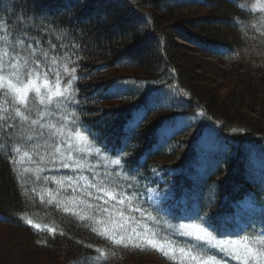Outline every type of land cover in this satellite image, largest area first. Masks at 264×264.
<instances>
[{
    "label": "trees",
    "instance_id": "trees-1",
    "mask_svg": "<svg viewBox=\"0 0 264 264\" xmlns=\"http://www.w3.org/2000/svg\"><path fill=\"white\" fill-rule=\"evenodd\" d=\"M262 7L264 0H0V50L29 32L42 40L60 87L76 77L71 107L91 145L120 159L132 179L161 182L194 216L229 227L242 199L264 209V166L251 162L264 155ZM193 8L207 14L189 16ZM189 53L215 63L194 65ZM201 72L227 92L208 87L214 81ZM177 122L187 123L167 134ZM211 127L218 150L201 165L198 145ZM5 143L0 136V227L9 232L0 264H145L154 253L113 244L42 202Z\"/></svg>",
    "mask_w": 264,
    "mask_h": 264
},
{
    "label": "snow or ice",
    "instance_id": "snow-or-ice-1",
    "mask_svg": "<svg viewBox=\"0 0 264 264\" xmlns=\"http://www.w3.org/2000/svg\"><path fill=\"white\" fill-rule=\"evenodd\" d=\"M261 11H264V7ZM36 35L40 33L37 32ZM42 44V40L34 39L29 32L28 35L21 36L12 43L5 39L3 48L0 50V111L4 113L2 124H0V136L5 138L6 143L3 147L8 150L9 158L15 163V158L19 157L21 152L24 157H30L33 151H38L39 141L44 140L47 143L50 140L55 152L50 157L49 163L57 171L68 170L61 173L63 179L52 177L53 182L62 186L57 196L63 192L65 212L75 208L74 215H78L82 221L87 219L98 224L104 230L100 231V228L93 227L92 231L98 232L113 244L138 248L142 245L151 246L169 261L174 262L179 259V264H220L216 254H209V251L205 249V244L209 249L220 247V251L225 250V242L217 241L216 245L212 244V234L214 232L218 235L222 234L219 232L221 225L207 214L201 216L197 213L190 218L193 222L181 223L175 232H171L169 231L173 227L171 224L163 221L164 226L161 227L159 215L153 217L152 212L147 208L134 204L128 199L123 185L114 179L117 175L115 169L112 172H98L89 164L88 167L92 169L93 175L87 178L81 174L85 170V165L81 163L85 154L84 149L70 141L74 135L78 141L84 143L92 136L91 131L85 129L74 116L71 120L65 117V120H68L67 124L61 121L57 125L48 126L44 122L45 117L51 118L56 110L73 104L75 97L70 94L69 89L76 77L71 76L67 81L69 87L62 90L61 77L57 72L55 73L56 84L53 88L50 83L52 69L46 63L49 55ZM71 72H76V69L72 68ZM69 124L72 125V131L65 139L57 142L52 135V128L56 127L64 131ZM46 128L48 129L47 136L45 135ZM14 140L15 146L13 147ZM97 140L99 141V138ZM65 144L68 145L66 148ZM61 148H64L62 157H60ZM96 151L99 153L101 149H96ZM120 151L122 149L117 150L118 153ZM77 153L80 155L78 156ZM112 163L120 166L121 160L116 159ZM45 179L47 180L48 177ZM146 191L151 193L153 190L148 188ZM159 194L166 195L163 192ZM137 198H139V193H137ZM48 203H51V199ZM113 209L121 219L127 215L133 225L137 223L135 213H140L141 219L152 217V222H145L142 229L133 227L131 234H128L129 230L124 225H121L119 231L114 229L108 232L106 225L113 220L115 214ZM49 231L51 232L52 229ZM176 234L197 242L191 248L179 247V257H177V248L173 247L175 241L171 238ZM201 241L204 243H199ZM226 244L232 246L233 251L229 254L236 264H264V230L259 237L254 239H248L245 236L240 241H228Z\"/></svg>",
    "mask_w": 264,
    "mask_h": 264
},
{
    "label": "rangeland",
    "instance_id": "rangeland-1",
    "mask_svg": "<svg viewBox=\"0 0 264 264\" xmlns=\"http://www.w3.org/2000/svg\"><path fill=\"white\" fill-rule=\"evenodd\" d=\"M189 16H205L207 14L206 9H200V8H193L190 10H186ZM187 60H191L192 64L194 65H202L203 62L208 61L209 59L205 58L202 55L199 54H193L189 53L186 56ZM212 62V60H209ZM212 63H215L214 61ZM48 66L52 69V78L55 79L56 71L58 68H54V65H51L50 63H47ZM193 65V66H194ZM190 66V65H189ZM204 78L207 79H212L214 81V84H209L208 87H213L220 89L218 90V93L220 95H224V93L227 92L226 90V84L219 80L211 78L209 75H205L203 72H201ZM55 81L53 79H50V83L53 88H55V85L53 84ZM212 85V86H211ZM62 89V88H61ZM63 90V89H62ZM144 109H140L133 117L130 127H133L139 120L141 119V116L143 114ZM3 111H0V117L3 118ZM74 116L72 107L67 106L66 108H61L55 111L54 115L51 118L45 117V124L48 126H53L59 124L61 121H64V123H68V120H71L72 117ZM65 117L68 118V120H65ZM75 117V116H74ZM183 123V122H182ZM181 122H177V124L174 127H169L167 131L171 134L173 131H176L181 127V125H185L184 122L182 124ZM72 131V125L69 124L68 128L64 131H61L59 128L53 127L52 128V135L56 138L57 142L61 139H65L68 136V133ZM217 129L215 127L209 128V131L207 135L200 141L198 145V153H199V158L198 160L201 162V165H204V159L206 160L207 157L210 156V154L214 151L218 150L217 144ZM45 135H48V129L46 128L45 130ZM70 143L77 144L80 147L84 149V157L83 160H81V163L85 165V170L81 173L87 178H90L93 175V171L91 168L88 167V165H92V168H95L96 171L98 172H112L113 169L116 170L117 175L114 176V179L117 180L118 183L123 185V190L125 193L128 195V199L134 203V204H140L144 208H147L148 211L152 212V216L156 217L159 215L161 218V227H163V221H167L169 224H171L173 227L169 231L175 232L176 229H178L179 224L181 223H189L192 221H189L187 219H183L177 223L170 222L168 217L164 214V212H167L166 209V202L169 200V195L166 193V191L163 188H160L156 184H151V183H146L143 182L140 184L136 180L130 178V175L127 173L122 172V168L120 166H116L112 163L113 160H116L114 158H108L106 155L97 153L96 148L91 145V143L87 140L84 143H81L78 141L75 136L73 135L71 137ZM42 145V146H41ZM15 145H13L14 147ZM68 145L65 144V148ZM38 151H33V154L30 157H24L23 152H21L19 157H16V165L18 167V170L22 175H24L25 179L31 178L32 181L34 182V191L38 194L39 198L45 202L48 206H52L55 208H58L59 210L65 212L63 210V205L65 203V197L63 192H60V195L57 196V192L61 190L62 186L59 184H56L53 182L52 177H55L56 179H63V175L61 174L64 171L68 170H60L57 171V169H54L52 165L49 163L50 157L53 155L55 152V148L51 145V141L49 140L47 143L44 140H41L37 144ZM64 153V148H61L60 150V157L63 156ZM79 156L80 153H77ZM251 162L253 161V169H259L261 166H264V155L258 158H254L251 156ZM58 160L57 159V167H58ZM259 167V168H258ZM263 168V167H261ZM264 169V168H263ZM71 174V173H69ZM45 177H48L46 180ZM151 188L153 191L149 193L146 191V189ZM166 193V195H160L159 193ZM137 193H139V198H137ZM70 195V193H69ZM149 196H151V199H149ZM55 197V199H53ZM51 199V203H48V201ZM59 201V203L57 202ZM165 207H162V206ZM178 203H170V206L177 207ZM181 205L185 207V201L181 202ZM72 207V206H70ZM127 207V205L125 206ZM76 211L75 208H73L72 211L65 212L78 220H81L78 215H74L73 212ZM115 213V209H113ZM262 209L259 206H256L253 202L249 200H244L242 199L239 201V203L236 206V213H235V218H234V223H235V235L234 236H215L212 234L213 239H212V244L216 245L217 241L220 242H225L224 251H220V247H213L211 249L208 248V245L205 244V249L209 251V254L215 253L220 264H236V261L232 258V256L229 254L233 251L232 246L227 245L226 242L228 241H240L242 240L245 236H247L248 239H254L256 237H259L263 228L260 226V221L259 217L262 215ZM87 215V214H86ZM107 215V214H105ZM135 219L137 223L133 225L129 220L127 215L123 219L119 216L118 213L114 214L113 220L111 223L106 225V228L108 232H112V230H120L121 225H124L125 228L129 230L128 234H131V229L133 227L137 229H142L144 227L145 222L151 223L152 222V217H146L145 219H141L140 213H135ZM99 219V217H97ZM82 221V220H81ZM87 223L91 224V227H96L100 228V226L96 223H94L91 220H83ZM103 228H100V231H103ZM9 232L4 228L0 227V244H3L4 237L9 236ZM98 233V232H97ZM172 240L175 241V244L173 247L177 248V257H179V247H184V248H191L194 244L197 242L194 240H190L187 237L181 236L179 234L173 235ZM7 242V241H6ZM201 244L204 243V241L199 242ZM122 246V245H121ZM129 247H134V246H129ZM138 248V247H135ZM139 248H144L148 251H153L156 254H148L145 255L144 259H141V263H156L160 259V261L163 264H179V259L176 261H169L165 259L159 252L155 251L151 246H141ZM158 257L160 259H158ZM128 264H134L132 261H129Z\"/></svg>",
    "mask_w": 264,
    "mask_h": 264
}]
</instances>
